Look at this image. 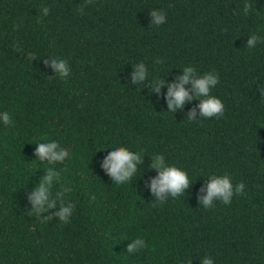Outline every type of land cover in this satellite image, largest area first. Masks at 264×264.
<instances>
[{"label":"trees","instance_id":"trees-1","mask_svg":"<svg viewBox=\"0 0 264 264\" xmlns=\"http://www.w3.org/2000/svg\"><path fill=\"white\" fill-rule=\"evenodd\" d=\"M152 9L166 22L152 25ZM253 33L264 36V0H0V109L13 120L0 124V264H200L206 254L264 264V42L247 48ZM55 56L68 61L67 79L45 64ZM139 61L169 82L185 64L216 71L224 114L189 122L198 100L168 112L166 86L157 94L132 83ZM41 139L72 154L55 165L53 188L72 187L68 223L28 215V194L51 167L35 155ZM115 144L146 153L133 183L116 186L100 166V147ZM155 153L197 179L154 207L145 179L157 174ZM224 172L246 194L205 209L201 175ZM136 236L150 247L128 254Z\"/></svg>","mask_w":264,"mask_h":264},{"label":"clouds","instance_id":"clouds-1","mask_svg":"<svg viewBox=\"0 0 264 264\" xmlns=\"http://www.w3.org/2000/svg\"><path fill=\"white\" fill-rule=\"evenodd\" d=\"M249 11V6L244 5V12ZM43 16L49 14V9L44 7L40 9ZM151 24L160 26L167 20V12L163 9H152L150 11ZM264 42V36L253 33L248 36L246 47L255 48L258 43ZM29 55H34L29 53ZM45 64H51V69L55 73V77L64 80L67 79L71 69L68 61L59 56L49 57L45 59ZM157 64H163L162 59L157 58ZM182 73L177 75L174 80L169 82L167 78L151 75L148 65L144 61L133 64L131 73L132 83L135 85L147 84L151 92L160 94L163 87H167L166 93H163L167 102V109L170 113H176L177 110H184L185 105L193 100H198L187 112V120L189 122L200 121L202 118H219L224 114L225 106L222 99L213 94V89L219 84V74L214 70L201 73L194 64H185L181 67ZM264 95V89H261ZM199 114V119L197 115ZM13 123L12 117L8 110L0 109V124L9 126ZM40 141H43L42 143ZM34 144L35 155L38 157L40 164L47 162L44 175L40 177L38 183H35L33 190L28 194L30 202L29 216H34L42 222H46L53 217L58 221L68 223L73 211L76 207L74 201L65 200V194L72 191L70 185H60V190L54 192V185L60 184L61 170L55 165L63 164L70 160L72 154L70 150L62 146L61 142L55 139H41ZM107 148L106 154L100 158V166L109 174L116 186H122L133 183L137 177V173L141 170L144 163L145 152L133 150L130 146L124 144H115L114 146H101L100 149ZM151 163L149 168L155 169L157 174L153 177L145 179V187L150 190L154 197L153 206L164 205L169 198H177L183 196L185 191L190 188L192 183L197 179L191 177L188 171L176 164L167 161L163 153H155L149 155ZM37 162V160H32ZM143 175V173H142ZM141 175V176H142ZM140 176V177H141ZM206 177V182L201 186L197 193V200L205 209L215 206L214 199L219 200L223 204H230L234 196L245 195L246 185L243 181L233 182V177L228 172L223 174L208 173L201 175ZM200 177V176H199ZM206 193V194H204ZM50 209H57L50 212ZM49 213L48 215H42ZM130 243L126 245L128 254L141 252L143 249L150 247L148 242L142 236H136L129 239ZM191 260L187 264H191ZM200 264H215V259L210 255H204L200 258Z\"/></svg>","mask_w":264,"mask_h":264}]
</instances>
